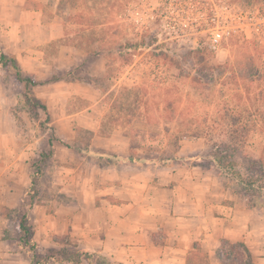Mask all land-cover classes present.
I'll return each mask as SVG.
<instances>
[{
    "label": "rangeland",
    "instance_id": "obj_1",
    "mask_svg": "<svg viewBox=\"0 0 264 264\" xmlns=\"http://www.w3.org/2000/svg\"><path fill=\"white\" fill-rule=\"evenodd\" d=\"M44 17L61 37L42 47V80L15 60L36 81L32 93L47 115L16 110L23 86L11 67H0L15 99L17 149L27 148L17 171L28 183L13 209L27 213L37 257L70 264L60 261L62 248L90 252L72 243L71 227L86 228L82 216L92 214L96 199L83 200L105 187L102 173L115 167L91 162L78 149L179 174L194 167L230 191L204 157L228 140L230 116L256 123L242 151L255 160L262 154L264 0H50ZM216 34L221 39L213 48ZM101 219L96 212L90 222L98 228ZM10 241L0 264L8 252L14 264H28L29 251Z\"/></svg>",
    "mask_w": 264,
    "mask_h": 264
},
{
    "label": "crops",
    "instance_id": "obj_2",
    "mask_svg": "<svg viewBox=\"0 0 264 264\" xmlns=\"http://www.w3.org/2000/svg\"><path fill=\"white\" fill-rule=\"evenodd\" d=\"M49 1L0 0V47L38 80L42 47L61 37L44 17ZM7 92L0 69V252L13 248L2 239L7 223L2 213L19 207L28 183L18 179L27 148L17 149L15 99ZM117 167L102 173L106 185L93 192L92 200H83L101 204L93 203L92 214L82 216L85 229L71 227L70 238L78 248L119 264H227L216 256L224 240L242 243L253 264H264V209L250 208L221 179L194 167L184 174L153 164L124 162ZM96 212L102 215L98 228L90 222ZM14 257L6 253L5 264H14Z\"/></svg>",
    "mask_w": 264,
    "mask_h": 264
},
{
    "label": "trees",
    "instance_id": "obj_3",
    "mask_svg": "<svg viewBox=\"0 0 264 264\" xmlns=\"http://www.w3.org/2000/svg\"><path fill=\"white\" fill-rule=\"evenodd\" d=\"M7 66L11 67L16 81L23 86V92L16 98V110L30 112L40 109L47 115L46 106L32 93L36 81L31 76L23 74L15 58L0 53V67L5 68ZM226 67V65L219 66L220 69ZM242 121L241 116H230L229 127L231 129L234 127V130H231L228 140L220 145L211 146L204 157L213 164L232 192L247 200L250 208L264 209V150L256 160L245 156L242 147L250 136L251 128L256 131L257 125L255 122L243 123ZM65 145L69 147L67 144ZM78 151L85 153L89 161L99 163L102 166L117 167L121 163L132 160V158H119L104 152H87L81 149H78ZM237 159L242 160V162ZM31 183H33V180ZM5 217L10 222V226L4 231L2 239L10 241L17 238L18 247L29 251L31 255L30 264H49L53 259L51 256L41 258L37 257L35 253L36 245L32 240L33 231L27 213H23L19 209H10ZM216 256L227 264H253L249 251L242 243L232 244L223 240L220 242ZM60 257L61 262L70 264H79L82 259L87 260L88 264H119L111 262L102 255L84 253L76 249L69 251L62 248Z\"/></svg>",
    "mask_w": 264,
    "mask_h": 264
},
{
    "label": "built area",
    "instance_id": "obj_4",
    "mask_svg": "<svg viewBox=\"0 0 264 264\" xmlns=\"http://www.w3.org/2000/svg\"><path fill=\"white\" fill-rule=\"evenodd\" d=\"M220 39H221V35H219V34H216V35L213 37V39H212V47H213V48H215V45H216L217 43H219Z\"/></svg>",
    "mask_w": 264,
    "mask_h": 264
}]
</instances>
